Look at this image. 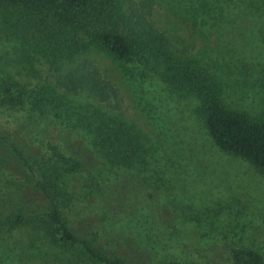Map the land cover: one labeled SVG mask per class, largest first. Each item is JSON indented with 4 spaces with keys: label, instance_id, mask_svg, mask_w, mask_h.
Wrapping results in <instances>:
<instances>
[{
    "label": "rangeland",
    "instance_id": "374dc122",
    "mask_svg": "<svg viewBox=\"0 0 264 264\" xmlns=\"http://www.w3.org/2000/svg\"><path fill=\"white\" fill-rule=\"evenodd\" d=\"M149 19L220 83L227 104L251 116L264 110L263 0H152ZM8 35L0 7V58H21L34 67L38 77L17 76L34 89L46 79L47 65L39 58L27 63L25 50ZM80 59L97 66L116 89L120 110L106 111L138 137L142 163L111 166L73 122L0 106V136L19 144L28 160L39 156L38 165H55L62 174L49 144L84 166L61 178L67 224L106 256L131 264H233L225 255L220 260L199 253L212 246L253 248L264 256V174L214 144L196 112L197 100L155 72L124 65L93 47ZM57 93L77 113L105 111L81 94ZM40 176L0 143V264H102L79 247L37 242L34 250L31 225L11 229L10 217L39 212Z\"/></svg>",
    "mask_w": 264,
    "mask_h": 264
},
{
    "label": "trees",
    "instance_id": "16d2710c",
    "mask_svg": "<svg viewBox=\"0 0 264 264\" xmlns=\"http://www.w3.org/2000/svg\"><path fill=\"white\" fill-rule=\"evenodd\" d=\"M0 7L8 36L25 50L26 62L32 65L31 61L39 58L48 69L43 83L30 89L17 76L25 72L38 77L34 67L24 65L21 58L18 62L0 58L1 107H28L33 114L47 112L58 120L73 122L90 134L93 147L111 166L129 169L142 163L143 148L138 137L125 122L106 111L120 110L116 89L97 66L80 59L84 50L93 47L124 65L139 64L155 72L172 89L194 97L198 102L196 112L214 144L264 174V110L251 116L227 104L220 83L154 26L149 19L152 0H0ZM57 92L81 94L101 104L105 111L98 114L99 109L93 108L77 113ZM0 143L9 147L23 168L34 176L38 170L41 175L35 182L43 200L39 212L8 219L13 230L32 226V249L37 250V242L63 250L79 247L102 264H131L117 256H106L67 224L61 178L83 171L79 161L62 156L48 144L46 149L54 155V163L61 164V174L55 165H38V155L44 149L37 150L38 157L31 161L21 146L6 136H0ZM199 253L220 260L225 255L233 264H264V256L253 248L212 246Z\"/></svg>",
    "mask_w": 264,
    "mask_h": 264
}]
</instances>
